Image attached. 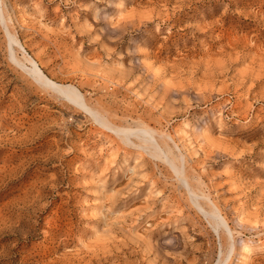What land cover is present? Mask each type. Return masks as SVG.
<instances>
[{
  "label": "rangeland",
  "instance_id": "1",
  "mask_svg": "<svg viewBox=\"0 0 264 264\" xmlns=\"http://www.w3.org/2000/svg\"><path fill=\"white\" fill-rule=\"evenodd\" d=\"M2 5L54 81L169 134L232 225L230 264H264V0ZM7 41L0 25V264H216L229 241L171 168L44 91Z\"/></svg>",
  "mask_w": 264,
  "mask_h": 264
},
{
  "label": "bare ground",
  "instance_id": "2",
  "mask_svg": "<svg viewBox=\"0 0 264 264\" xmlns=\"http://www.w3.org/2000/svg\"><path fill=\"white\" fill-rule=\"evenodd\" d=\"M4 11L2 0H0V25L3 27L8 39L9 61L21 69L24 74L44 91L58 94L61 98L67 99L68 102L79 108V110L86 112L100 129L112 133L124 145L144 152L154 160L168 165L180 184L187 190L193 206L205 217L209 225L219 236L220 232H222L229 241L228 250H221L216 264H230L236 248L235 233L231 227L232 225H229L226 217L223 215L224 212L222 213L221 208L219 209L214 204L207 192L195 187L194 183H191L186 172L185 157L181 154L180 156H176L173 153V148L170 146V143L175 145L174 139L169 134L158 132L145 122L139 121L137 123L134 122L136 125L126 124L124 127L118 126L109 118L106 112L101 109L92 108L77 87L70 84H59L54 81V79L45 73L41 63L28 53L26 47L20 42L19 37L13 33L9 24L11 20L7 18ZM174 148L178 149L176 145Z\"/></svg>",
  "mask_w": 264,
  "mask_h": 264
}]
</instances>
